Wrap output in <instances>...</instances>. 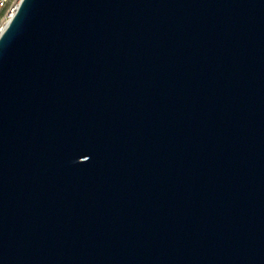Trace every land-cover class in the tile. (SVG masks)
I'll return each instance as SVG.
<instances>
[{
    "label": "water",
    "instance_id": "obj_1",
    "mask_svg": "<svg viewBox=\"0 0 264 264\" xmlns=\"http://www.w3.org/2000/svg\"><path fill=\"white\" fill-rule=\"evenodd\" d=\"M0 264H264V0H20Z\"/></svg>",
    "mask_w": 264,
    "mask_h": 264
},
{
    "label": "built area",
    "instance_id": "obj_2",
    "mask_svg": "<svg viewBox=\"0 0 264 264\" xmlns=\"http://www.w3.org/2000/svg\"><path fill=\"white\" fill-rule=\"evenodd\" d=\"M19 2L20 0H0V31L4 23L12 17Z\"/></svg>",
    "mask_w": 264,
    "mask_h": 264
},
{
    "label": "bare ground",
    "instance_id": "obj_3",
    "mask_svg": "<svg viewBox=\"0 0 264 264\" xmlns=\"http://www.w3.org/2000/svg\"><path fill=\"white\" fill-rule=\"evenodd\" d=\"M15 11V10H14ZM8 22L4 23V25L2 26L1 30L7 25ZM1 32V31H0Z\"/></svg>",
    "mask_w": 264,
    "mask_h": 264
}]
</instances>
